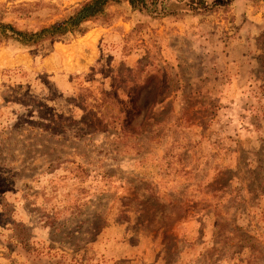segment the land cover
<instances>
[{
    "label": "rangeland",
    "instance_id": "rangeland-1",
    "mask_svg": "<svg viewBox=\"0 0 264 264\" xmlns=\"http://www.w3.org/2000/svg\"><path fill=\"white\" fill-rule=\"evenodd\" d=\"M84 1L0 9L34 30ZM204 3L0 43V264H264V2Z\"/></svg>",
    "mask_w": 264,
    "mask_h": 264
},
{
    "label": "trees",
    "instance_id": "trees-1",
    "mask_svg": "<svg viewBox=\"0 0 264 264\" xmlns=\"http://www.w3.org/2000/svg\"><path fill=\"white\" fill-rule=\"evenodd\" d=\"M121 0H86L79 4L78 8L67 18L55 21L46 26L39 27L37 29H19L12 24L3 20L2 10L0 9V43L13 42L18 46L26 49H37L46 45L54 40H67L68 37H74L76 35L85 34L90 25H102L108 26L115 19V12L111 11L112 8L117 7ZM130 8H134L138 11H145L152 17H158V14L166 16L170 13L159 12L157 7H150L147 5L148 0H125ZM194 12L204 7V0H193ZM251 1H263L264 0H251ZM21 6H17L15 10H21ZM197 14V13H196ZM140 87L142 85H139ZM82 93H78L74 97L73 102L81 104L83 98ZM44 105L40 107L43 109ZM60 119V117H57ZM45 123L43 126L52 128V123ZM47 128V127H44ZM3 215V210L0 212V216ZM8 215V212H7Z\"/></svg>",
    "mask_w": 264,
    "mask_h": 264
}]
</instances>
